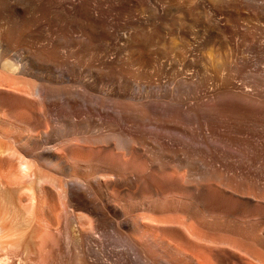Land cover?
Masks as SVG:
<instances>
[{
    "label": "bare ground",
    "instance_id": "6f19581e",
    "mask_svg": "<svg viewBox=\"0 0 264 264\" xmlns=\"http://www.w3.org/2000/svg\"><path fill=\"white\" fill-rule=\"evenodd\" d=\"M159 2L0 0V264H264V84L227 67L214 84L193 50L182 93L141 89L164 71L131 72L145 49L72 63L54 41L70 19L87 40L121 41L126 18L162 29ZM221 2L213 29L264 24V0Z\"/></svg>",
    "mask_w": 264,
    "mask_h": 264
},
{
    "label": "rangeland",
    "instance_id": "374dc122",
    "mask_svg": "<svg viewBox=\"0 0 264 264\" xmlns=\"http://www.w3.org/2000/svg\"><path fill=\"white\" fill-rule=\"evenodd\" d=\"M158 1H160L159 2L160 5L166 10V12L169 11L168 13H166V16L163 20L162 29L157 28V27H155L153 29L150 27H144V24H143L144 22H142V21L136 22L135 19L126 18L123 20H118V22H116L119 25H123V30L119 31V35H120V33H121V35H124L125 36L124 39H126V40L121 39V41H120V39H118L117 37L112 38V39H108V38L101 36V35L98 37H95L93 39L91 38V40H87L86 36H88L89 28L87 27L86 23L83 20L77 21L75 19H70L69 22L62 23V25L64 24V26L61 27V24H60L59 27L55 26L54 27L55 29L53 28V32H54L53 38L55 37L54 41L56 43L60 44L61 47L59 50H71V51H73V53H74L72 55L73 57L69 60V62L71 61L72 63L74 61L77 63L78 62L77 59L79 57H81L79 60H82V61H84V63H86L87 58L85 56L83 59V56H84V54L87 55L86 54L87 50H90V49H92L94 51L93 53L96 54L94 56L99 57V55H100V57H102V54L107 52L108 51L107 48L111 45V47H109V49L111 48V50H109L107 53H109V55H110V53H112L110 51H114L115 53L113 52V54H111V55L117 54L118 58L116 57L115 62L118 61L119 65H121V64L125 63L123 61V58L128 53L127 52L128 50H144L145 49L143 51L144 52V56H143L144 58L142 59L141 62H137L136 64L131 66L132 67L130 69L131 72H134V73L136 72V74L140 73V75L144 74L146 71L151 72L152 71V69H150L151 67L152 68L158 67L157 66V65H159V64H157L158 61L163 63L164 71H158V76L153 77L152 82H153V80H154V82L153 83L151 82L152 84H150V80H148V79L146 80V78L141 79L139 81L141 89L144 86L145 87L147 86L148 90H149V88H150V90H153V91L156 89L155 90L156 92H158L157 89H159V91H161V92L171 90L173 93H175L177 91H178L177 94L182 93V91H180L181 90L180 83H179L180 77H176V79H177L176 80L175 78L172 77V73L175 72V70L178 71V69L179 70L182 69L181 68V67H183V61L182 60L184 58L192 59L190 56H188V52L193 51V50H200L199 51V60H198L199 66H198V68H201L204 71L206 70L207 71V72L205 71L206 74H208V76L211 77V79L214 81V84L218 83V78H219V75L221 73V68H225V67H227L225 69L230 73V75L233 74V71L237 70L236 72L238 74H236L234 76L235 78L232 77L233 79H231V81H233V83L236 85L242 86V88L244 87V89H250L249 86H251V85L260 88V86L262 84H264V76H261V74L259 72L255 71V69L258 67L263 68V65H261L260 63L264 60V50H263L264 49L263 48L264 38H262L263 36H260V35L262 34L261 32H264V24L256 23V25H255L254 22L251 23V22H248L245 20L241 21V19H238L237 22L236 23L234 22V24H233V21L232 20L230 21L227 18L226 21H228V22L225 21V22H223L224 24H220V26H219L220 29L217 26H216V29L215 28L213 29L215 22H214V20H212L213 18L211 15L213 13H211V12L214 8L218 7V5L220 3H221L220 6L222 5L223 2H221V0H201V1H205L202 3H205L206 5L205 4H201L200 6L196 5V6H194V8L191 9V12H190L188 7H190L189 6V5H191L190 3L194 2L195 0H179V1L178 0H158ZM187 4H189V5H187ZM216 4H218V5H216ZM176 6H177V8H176ZM213 6H214V8H213ZM195 7H196V9H195ZM197 7H198V9H197ZM171 8H173V10ZM174 8H176V9L174 10ZM142 9H144V8H141V10H140V11H142L141 17L144 19L147 17V13H146L147 11H146V9L145 10H142ZM185 9L188 10L189 12H187ZM209 13H210V15H209ZM192 15H194L193 17L197 18V20L198 19H200V20L198 22L194 23L195 19L192 17ZM208 19H210L211 21ZM165 21H167V22L165 23ZM209 22H211V23H209ZM226 23H228L229 25ZM221 25H226V26H228L229 29H231V28L233 29V27H235L236 29L234 28V30H238L239 32H241V34H244L245 36L244 37L240 36V37L236 38L237 42H234V40H229V36L226 33L224 34V32H221V31H223V27ZM235 25H237V26H235ZM165 27H167L168 29L166 30ZM180 27H181V29H180ZM149 28H150V30H149ZM221 28H222V30H221ZM55 32H56V34H55ZM60 32H61V34H60ZM219 34H222V36ZM246 36H249L250 39L247 40V38H245ZM81 37L83 38V40ZM220 37H222V38H220ZM242 38H245V39H242ZM56 39H59V41L61 40L62 42L61 41L59 42ZM77 39L80 42L76 41ZM74 40L76 42H74ZM123 41H125V42L123 43ZM126 41H127V43H126ZM234 43H236V44H234ZM125 44L127 46L129 45L130 47H127ZM90 47L95 48V50L93 48H90ZM86 48H87V50H85ZM258 48H260L261 50H259ZM104 49H105V51H103ZM76 50H81V51L76 52ZM146 50H147V53H146ZM82 51H84V52H82ZM148 53L151 55H149ZM103 56H104V54H103ZM203 56H205V57H203ZM200 57L206 58V59H200ZM146 58H150L151 60L153 59L154 62L150 61L149 62L150 64H149L148 62H146ZM85 59H86V61H85ZM120 59H122V60H120ZM155 59L156 60L158 59V60L155 61ZM82 61H79V63L80 62L82 63ZM118 62L114 63V64L118 65ZM138 63H140V64H138ZM153 66H155V67H153ZM124 71H126V70L123 69V72ZM142 71H143V73H142ZM156 72H157V70H156ZM182 72H184V71H182ZM240 76L242 78H240ZM141 84H143V85H141ZM153 86H155V88H153ZM145 90H147V88ZM230 114H232L231 116H233V117L236 116V118H238L240 116V114H238L237 112L235 113V111H233V109L230 110ZM112 258H114V257L112 256Z\"/></svg>",
    "mask_w": 264,
    "mask_h": 264
}]
</instances>
